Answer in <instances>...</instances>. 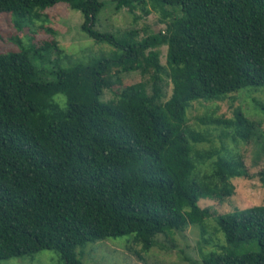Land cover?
<instances>
[{"label": "trees", "instance_id": "1", "mask_svg": "<svg viewBox=\"0 0 264 264\" xmlns=\"http://www.w3.org/2000/svg\"><path fill=\"white\" fill-rule=\"evenodd\" d=\"M107 1L116 10H155L165 27L141 38L135 28L102 31L97 16ZM58 2L80 10L82 29L116 50L59 65L53 79L40 65L47 46L0 52V259L55 249L66 264H85L77 249L90 241L131 234L149 250L159 234L192 224L210 242L212 212L200 199L232 195V179L250 173L226 145L195 148L210 138L188 127L187 108L264 86V0H0V12L13 13L21 29ZM138 70L149 79L122 85L124 73ZM201 120L233 128L223 135L233 142L250 140L259 126L241 109ZM260 175L264 184V169ZM216 222L226 243L202 251L203 264H264V203ZM249 241L259 248L239 252Z\"/></svg>", "mask_w": 264, "mask_h": 264}, {"label": "rangeland", "instance_id": "2", "mask_svg": "<svg viewBox=\"0 0 264 264\" xmlns=\"http://www.w3.org/2000/svg\"><path fill=\"white\" fill-rule=\"evenodd\" d=\"M151 7V4L148 5ZM39 18L28 19L20 29L16 25V16L10 12H0V52L18 50L19 44L32 42L37 46H47L43 50L44 58L40 65L46 70L47 79H53L52 70L59 65L67 66L79 60L89 61L94 57L109 55L115 47L97 42L83 29V13L70 7L67 2H58L53 6L39 11ZM96 27L102 31L123 32L135 28L141 38L149 32L159 31L165 27L160 21V14L152 10L145 14L141 9L131 12L128 8L116 10L111 1L97 16ZM55 45L53 48L51 45ZM50 45L51 47H49ZM167 45L160 46L161 61L166 63ZM47 56V58H46ZM122 85L141 80H148L149 75L141 71H130L123 74ZM165 98L172 92V82L165 75ZM118 91L106 90L104 99H109ZM61 105H65L63 94L55 95ZM241 109L248 117L259 123L255 135L250 140L240 138L233 142L231 136L224 137V131L233 132V128H224L217 124L205 123L201 119L212 117L233 118ZM187 125L189 128L206 132L209 141L196 143L197 149L221 148L228 146L232 151L239 152L243 157L249 176H236L232 179L235 192L224 199L201 198V206L211 208L212 216L208 219L210 242H205L199 225H189L182 230H170L169 234H159L157 243L149 250L135 242L131 234L107 237L88 242L77 249L78 256L85 264H203L202 251L217 250L215 244L226 243L222 230L218 229L216 217L236 208H245L264 203V184L260 171L264 169V86H250L240 91L227 94L222 99H196L187 108ZM209 164V163H208ZM199 166L203 173L209 165ZM258 243H244L239 252L254 251ZM0 264H66L60 253L55 249H42L33 254L0 259Z\"/></svg>", "mask_w": 264, "mask_h": 264}]
</instances>
